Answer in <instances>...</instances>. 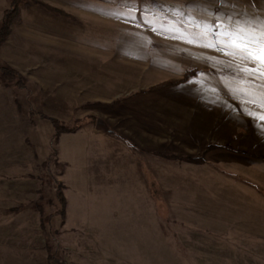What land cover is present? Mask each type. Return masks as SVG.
<instances>
[{
    "label": "rangeland",
    "instance_id": "1",
    "mask_svg": "<svg viewBox=\"0 0 264 264\" xmlns=\"http://www.w3.org/2000/svg\"><path fill=\"white\" fill-rule=\"evenodd\" d=\"M262 19L264 0H23L0 45V264H264V81L211 35ZM50 120L81 128L45 168Z\"/></svg>",
    "mask_w": 264,
    "mask_h": 264
},
{
    "label": "snow or ice",
    "instance_id": "2",
    "mask_svg": "<svg viewBox=\"0 0 264 264\" xmlns=\"http://www.w3.org/2000/svg\"><path fill=\"white\" fill-rule=\"evenodd\" d=\"M231 24L228 28H231ZM251 30H228L221 25H216L211 33L212 38L220 45L221 50L229 49L228 54L238 56L242 62L250 63L255 67L242 66L238 71L252 77V79L264 81V19L250 26ZM215 46V45H207ZM264 88V85L261 86ZM255 116V113H249ZM264 121V116L258 117Z\"/></svg>",
    "mask_w": 264,
    "mask_h": 264
},
{
    "label": "trees",
    "instance_id": "3",
    "mask_svg": "<svg viewBox=\"0 0 264 264\" xmlns=\"http://www.w3.org/2000/svg\"><path fill=\"white\" fill-rule=\"evenodd\" d=\"M7 1V7L0 19V45L1 43L6 39L7 37V34H8V30H9V26L13 20V18L15 17V15L17 14V11L21 5V3H23V0H6ZM39 5L41 7H43V9L47 10L48 12L52 13V14H55L56 16H62L63 12L58 10V9H55V8H52V7H49V6H46L42 3H39ZM17 74L10 68L8 67H5V66H0V79L4 80V81H8V80H11L12 78H15ZM168 85H171L173 83L171 82H168L166 83ZM165 84V85H166ZM51 121V124H53V134H52V137L50 138V144H51V156H48V158H46L45 162L44 163V167L45 168H49L50 164H49V161L51 160L52 157H56L57 156V148L55 147L57 145V139L58 137L61 135V134H64V133H74V132H77L78 130H80V126L78 127H67V125H64V124H61L57 121ZM50 146V145H49ZM60 164V163H58ZM60 169H61V172L63 171V167L62 166H59ZM54 191H57V189L55 188ZM262 193V192H261ZM54 198L56 199L57 203H59V211L60 212H63V208H64V205H65V199L62 195L61 192H56L54 194ZM53 258H54V255L52 254V252L48 255V259H47V264H53Z\"/></svg>",
    "mask_w": 264,
    "mask_h": 264
},
{
    "label": "water",
    "instance_id": "4",
    "mask_svg": "<svg viewBox=\"0 0 264 264\" xmlns=\"http://www.w3.org/2000/svg\"><path fill=\"white\" fill-rule=\"evenodd\" d=\"M96 127L106 129V125L101 120H97Z\"/></svg>",
    "mask_w": 264,
    "mask_h": 264
}]
</instances>
